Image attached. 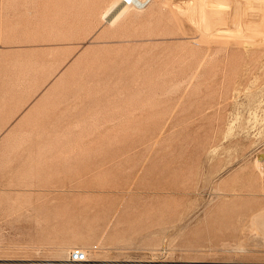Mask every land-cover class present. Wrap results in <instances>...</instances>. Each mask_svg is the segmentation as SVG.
Instances as JSON below:
<instances>
[{
    "label": "rangeland",
    "instance_id": "374dc122",
    "mask_svg": "<svg viewBox=\"0 0 264 264\" xmlns=\"http://www.w3.org/2000/svg\"><path fill=\"white\" fill-rule=\"evenodd\" d=\"M117 1L0 0V264L264 262V0Z\"/></svg>",
    "mask_w": 264,
    "mask_h": 264
},
{
    "label": "built area",
    "instance_id": "2783aa9c",
    "mask_svg": "<svg viewBox=\"0 0 264 264\" xmlns=\"http://www.w3.org/2000/svg\"><path fill=\"white\" fill-rule=\"evenodd\" d=\"M25 264H170L161 258L133 259L131 261L122 260H95L91 257L88 250L81 248H72L69 250L67 257L63 260H46L39 257L31 258L24 261ZM212 264H250L239 261H221ZM264 264V263H255Z\"/></svg>",
    "mask_w": 264,
    "mask_h": 264
},
{
    "label": "bare ground",
    "instance_id": "6f19581e",
    "mask_svg": "<svg viewBox=\"0 0 264 264\" xmlns=\"http://www.w3.org/2000/svg\"><path fill=\"white\" fill-rule=\"evenodd\" d=\"M146 1L147 0H118L116 5H115V7L112 10H110L105 15V18H107V20L110 22L114 18H116L124 10V7H126V5L133 4L134 6H136V8H138V7L141 8V7H144L147 4ZM88 252H89L91 257L95 258V260H108V259L96 258L90 253L89 250H88ZM237 253L239 254V252H237ZM39 258H41V257H39ZM65 258H66V256L64 258H42V259H46V260H63ZM28 259H31V258H27L25 260H28ZM109 260H114V258L113 259L110 258ZM131 260L132 259L122 260V261H131ZM228 261H235V260H228ZM168 262L170 264H212V263H217V261L204 262V261H195V260H190V261H168ZM219 262H221V261H219ZM239 262H245V261H239ZM245 263L255 264L254 262H245ZM257 263H264V262H257ZM80 264H82V263H80Z\"/></svg>",
    "mask_w": 264,
    "mask_h": 264
},
{
    "label": "crops",
    "instance_id": "0c3cea01",
    "mask_svg": "<svg viewBox=\"0 0 264 264\" xmlns=\"http://www.w3.org/2000/svg\"><path fill=\"white\" fill-rule=\"evenodd\" d=\"M24 261H25V259L23 260V262H22V263H17V264H25V262H24Z\"/></svg>",
    "mask_w": 264,
    "mask_h": 264
}]
</instances>
